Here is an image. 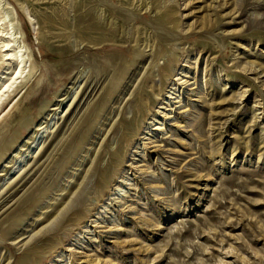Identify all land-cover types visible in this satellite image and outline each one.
Returning a JSON list of instances; mask_svg holds the SVG:
<instances>
[{
    "label": "rangeland",
    "instance_id": "374dc122",
    "mask_svg": "<svg viewBox=\"0 0 264 264\" xmlns=\"http://www.w3.org/2000/svg\"><path fill=\"white\" fill-rule=\"evenodd\" d=\"M57 156L0 264H264V0H0V197Z\"/></svg>",
    "mask_w": 264,
    "mask_h": 264
},
{
    "label": "bare ground",
    "instance_id": "6f19581e",
    "mask_svg": "<svg viewBox=\"0 0 264 264\" xmlns=\"http://www.w3.org/2000/svg\"><path fill=\"white\" fill-rule=\"evenodd\" d=\"M5 41V40H4ZM5 43V42H4ZM9 43H7L6 45H8ZM5 45V44H4ZM6 47V46H5ZM7 56V55H6ZM11 56V54H10ZM9 57V55H8ZM10 58V57H9ZM12 58V57H11ZM14 58V57H13ZM35 69V66L34 65H31V70H34ZM8 87H10L8 85ZM94 89V88H93ZM96 91V90H94ZM96 94V93H95ZM141 107V106H140ZM140 110V109H139ZM85 119V118H84ZM86 124V123H85ZM84 124V125H85ZM83 125V124H82ZM79 127V126H78ZM80 128V127H79ZM55 145V144H54ZM61 156V155H60ZM60 156H57L55 157L52 161H49L50 158H46L41 164L38 165V167L31 173L32 175H30L21 185L20 187L14 189V191H11V193L8 195V191L5 192L7 193V197L5 195V198L3 199V196L0 197V211L2 210V212L0 213V225L4 224L7 220H10L11 218H13L14 214L18 212V210H21L22 207V203L23 201L27 198V196L29 195L30 191L29 190H26L25 191V195H23V199H17L16 196L20 193V191H23V187H26L27 184H32V186H36L38 184V187H41L42 184H45V183H42L41 184V181L43 180L44 176L41 174L38 179L32 183V181L35 179V177L41 172V170H43L44 168L46 169L48 166L50 167V164L55 162V160H57L58 157ZM36 163H37V160H36ZM35 163V164H36ZM35 164L33 166H35ZM52 165V164H51ZM32 166V167H33ZM31 167V168H32ZM31 168H28L26 170H24L18 177L17 179H15L13 185H17L21 180L25 179L27 174L31 171ZM30 174V173H29ZM28 174V175H29ZM47 178V177H46ZM49 178V177H48ZM51 179V178H50ZM46 186V185H44ZM29 187H31L29 185ZM12 188V187H11ZM13 190V189H12ZM15 194V195H14ZM36 194V193H35ZM2 195V194H1ZM0 195V196H1ZM13 196V197H12ZM12 197V198H11ZM81 210H76L74 211V213L78 216L81 214ZM57 239V238H56ZM24 240V238H23ZM25 244V243H23ZM25 260V258H24Z\"/></svg>",
    "mask_w": 264,
    "mask_h": 264
}]
</instances>
